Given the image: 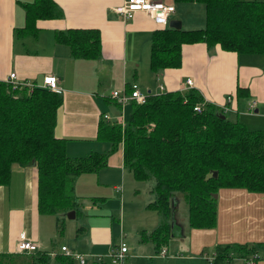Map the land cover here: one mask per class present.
Masks as SVG:
<instances>
[{
    "label": "crops",
    "instance_id": "obj_1",
    "mask_svg": "<svg viewBox=\"0 0 264 264\" xmlns=\"http://www.w3.org/2000/svg\"><path fill=\"white\" fill-rule=\"evenodd\" d=\"M29 1L0 0V80H5L11 71L19 80L36 85L48 73L59 78L63 102L55 134L68 138V154L108 149L107 142L96 138L99 119L121 123L120 117L125 116L126 107L127 116L130 102L119 104L112 92L128 90L132 83L147 93L185 89L187 78H191V86L199 89L207 101L226 107L232 119L247 126L248 118L254 124L247 127L264 128V53H238L222 49L220 44L208 46L195 41L182 44L178 67L153 71L149 65L151 33L163 24L149 13L136 10L132 17L124 19L114 10L123 0H55L61 15L38 20L40 28L36 34H21L15 30L25 25L24 3ZM161 1L174 5L168 21L178 20L179 27L187 29L205 25L203 3ZM191 11H197L199 16H193ZM71 26L99 30L98 57H75L67 44L56 39L58 29ZM237 87H241V94H236ZM130 176L123 165L120 146L109 155L106 166L95 174L85 173L77 178L75 192L81 205L75 217L81 214L85 225L75 230L76 244H72L67 239L57 241L63 229H58L54 214L38 212L35 164L13 165L9 181L0 184V252L16 250L19 235L25 232L37 249L50 253L49 264H117L109 253L122 240L127 251L121 264H211L216 243L264 241V192L222 187L217 194L215 226L188 227V235L183 238L182 223L180 234L166 243V254H160L152 240L141 237V231L148 233L160 222L159 213L147 207L154 196L140 193L136 185L132 186L131 195L129 180L136 181ZM127 210L132 215L129 223ZM150 210L155 213L150 214L154 219L148 222ZM178 238L184 248L174 245ZM62 245L83 253L85 262L72 257L56 260V255L66 256ZM243 261L248 264L245 258L235 256L230 264ZM254 264H264V259H256Z\"/></svg>",
    "mask_w": 264,
    "mask_h": 264
},
{
    "label": "trees",
    "instance_id": "obj_2",
    "mask_svg": "<svg viewBox=\"0 0 264 264\" xmlns=\"http://www.w3.org/2000/svg\"><path fill=\"white\" fill-rule=\"evenodd\" d=\"M178 1L203 3L205 25L154 29L149 57L153 71L178 67L182 44L195 41L220 44L222 49L238 53H264V0ZM24 9L25 25L15 30L21 34H36L38 20L62 13L55 0H31L24 3ZM55 37L67 44L75 57L96 58L100 54V33L95 27L58 29ZM127 89L130 91L131 85ZM236 94H241V87ZM62 102L60 92L46 87L12 88L0 80V184L9 181L14 164L34 163L38 212L54 214L59 230L66 212L80 208L77 178L106 166L109 155L120 146L123 165L133 178L153 181L154 198L147 207L156 210L162 221L148 233L141 231V237L152 240L157 250L182 231V223L176 220L182 199L187 204V227L209 228L217 222L214 194L220 188L264 192V128H249L232 119L226 107L207 101L193 86L149 91L144 101H129L124 123L100 117L96 138L107 142L108 149L84 155L68 154V138L55 134ZM197 104L200 110L194 108ZM235 256L245 258L248 264L264 259V241L216 243L210 263L230 264ZM70 257L76 259L67 254L55 259ZM50 258L47 250L40 249L0 252V264H49ZM110 259L121 264L125 257L120 262Z\"/></svg>",
    "mask_w": 264,
    "mask_h": 264
},
{
    "label": "built area",
    "instance_id": "obj_3",
    "mask_svg": "<svg viewBox=\"0 0 264 264\" xmlns=\"http://www.w3.org/2000/svg\"><path fill=\"white\" fill-rule=\"evenodd\" d=\"M114 10L117 11L120 15L123 16L124 19H128L133 16V13L136 10H143L147 13H149L155 21H157L160 24H167L169 21V15L174 11V5L167 4L162 2L161 0H123V2L119 5H116L114 7ZM7 83L11 84L12 88H19L22 85H27L29 87H33L34 83L24 80H19L16 77L15 71H11L9 73V76L4 80ZM192 79L187 78L186 84L187 86H191ZM42 87H46L52 91L55 92H62V87L59 84V78L55 74H45L42 78V83L38 84ZM112 96L121 103V105H124L126 102H129L131 100H135L136 102L144 101L145 99V93L140 91L137 83L131 84V90L126 92L125 89L122 91L114 90L112 92ZM230 96H228V100H230ZM196 110H200L201 106L200 104H197L194 106ZM123 111V109H122ZM121 123H124V116L121 115ZM37 245L26 235L25 232H21L19 235V239L17 241L16 250H25V251H33L37 249ZM61 249L67 254L72 255L76 259H78L79 262L83 263L85 261V255L83 253L77 252V251H71L66 247V245H62ZM127 251V245L122 240L117 247L113 248L111 252L109 253V256L112 258L115 262H120L123 260V258L126 256ZM165 252V249H161V253L163 254Z\"/></svg>",
    "mask_w": 264,
    "mask_h": 264
},
{
    "label": "rangeland",
    "instance_id": "obj_4",
    "mask_svg": "<svg viewBox=\"0 0 264 264\" xmlns=\"http://www.w3.org/2000/svg\"><path fill=\"white\" fill-rule=\"evenodd\" d=\"M192 14H193V16H196V17L199 16L197 11L196 12H192ZM167 25H169V22L167 23ZM144 63L145 62H142V66L144 65ZM125 111L126 112L128 111V107H126ZM125 111H124V115H125L124 116V120H125V117H126ZM127 114H129V113H127ZM120 118H122V117H120ZM247 122H248L247 126H253V124H254L253 121L248 119V118H247ZM99 145H100V143H99ZM104 147L105 146H103V148ZM102 150H106V149L104 148ZM14 165H19V164H14ZM130 177L132 179V176H130ZM129 181L130 182L128 183L127 187L129 188V191H130L131 195H132V192H134L132 190V186L136 185L139 188L140 193H144L147 196H151V197L154 196V193L150 192V190L152 189V185H153V182H150L151 180H143V181L135 180L136 182H134V180L132 179V182H131V180H129ZM149 187H150V190L148 191ZM128 200L130 202V196L129 195H128ZM103 209L104 208L101 209L102 212H103ZM147 212H148V217L146 218V220H148V222H149V221L154 219V217H151L150 214H154L155 212L151 211V210L147 211ZM51 217H54V216L51 215ZM125 217L127 219L126 220L127 223H129V221L132 220V215H131V213H129L128 210H127V214L125 215ZM158 218H159V221L161 222L162 221V216L160 214H159ZM83 220L84 219L82 218L81 214H79V215H77L76 217H73V218L67 217V215L64 216V219H63V233L61 235L59 234L60 237L57 236V241L59 242L58 239H67L72 244H76V241H74L75 230L78 231L77 228H79L80 225H83V226L85 225V224H83ZM176 220L178 222L184 223L185 228H184V236H183V238H186L187 235H188V227H187V222H186L187 221V204L185 203V201L183 199L180 202V206L178 208V211L176 212ZM182 228H183V226H182ZM119 229H121V228H119ZM178 229L181 230L180 227H178ZM173 243H174L175 246H179V247H182V248H184V246H185V244H183L182 240H180L179 238L174 240ZM171 245H172V243L170 244V248H171ZM163 248L165 249V252L163 253V255H164V254H166V251H167V248H166L165 245H163L159 249L158 253L162 254L161 253V249H163ZM8 264H10V262ZM239 264H246V263L243 261V262H240Z\"/></svg>",
    "mask_w": 264,
    "mask_h": 264
},
{
    "label": "water",
    "instance_id": "obj_5",
    "mask_svg": "<svg viewBox=\"0 0 264 264\" xmlns=\"http://www.w3.org/2000/svg\"><path fill=\"white\" fill-rule=\"evenodd\" d=\"M179 24H180V23H179L178 20H173V19H171V20L169 21V26H172V27L180 28V27H179ZM214 196L217 197V193H215ZM66 215H67V217H70V218L75 217V210H74V209H71V210L67 211V212H66Z\"/></svg>",
    "mask_w": 264,
    "mask_h": 264
}]
</instances>
